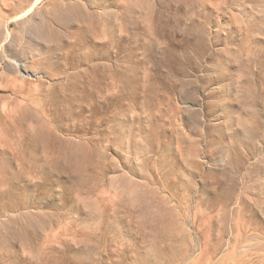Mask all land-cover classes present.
I'll use <instances>...</instances> for the list:
<instances>
[{
	"label": "rangeland",
	"instance_id": "1",
	"mask_svg": "<svg viewBox=\"0 0 264 264\" xmlns=\"http://www.w3.org/2000/svg\"><path fill=\"white\" fill-rule=\"evenodd\" d=\"M0 264H264V0H0Z\"/></svg>",
	"mask_w": 264,
	"mask_h": 264
},
{
	"label": "bare ground",
	"instance_id": "2",
	"mask_svg": "<svg viewBox=\"0 0 264 264\" xmlns=\"http://www.w3.org/2000/svg\"><path fill=\"white\" fill-rule=\"evenodd\" d=\"M228 263V262H227Z\"/></svg>",
	"mask_w": 264,
	"mask_h": 264
}]
</instances>
